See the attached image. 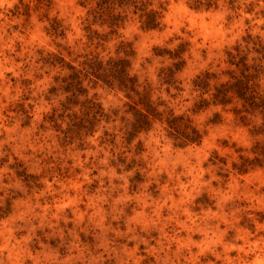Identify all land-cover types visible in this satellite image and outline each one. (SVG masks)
<instances>
[{
	"label": "rangeland",
	"instance_id": "374dc122",
	"mask_svg": "<svg viewBox=\"0 0 264 264\" xmlns=\"http://www.w3.org/2000/svg\"><path fill=\"white\" fill-rule=\"evenodd\" d=\"M152 1L159 29L128 12L112 32L94 16L101 0H0V264H264V167L232 169L238 148H264L262 119L193 111L191 84L204 70L226 80L227 51L247 34L264 42V0ZM121 42L153 99L203 130L199 145L175 146L158 122L125 143L127 99L101 82L84 84L109 119L90 130L79 105L63 109L58 57L81 68L124 55ZM179 46L182 91L167 92L158 73L172 60L154 49Z\"/></svg>",
	"mask_w": 264,
	"mask_h": 264
},
{
	"label": "trees",
	"instance_id": "16d2710c",
	"mask_svg": "<svg viewBox=\"0 0 264 264\" xmlns=\"http://www.w3.org/2000/svg\"><path fill=\"white\" fill-rule=\"evenodd\" d=\"M216 1L196 0L194 7L209 8L215 6ZM235 1L229 0V3L233 6ZM117 8L123 9L117 11ZM128 12L137 15L144 29L154 30L161 26L162 12L154 7L152 0H101L94 16L101 18L103 24H107L112 32H115V28L125 19ZM243 42V45H236L234 52L227 51V62L230 67L222 71V74L227 76L226 80H220L219 73L210 70H204L194 76L192 88L199 92L200 99L194 103L193 111L204 109L209 105L230 107L229 109L242 120L246 119L247 115H259L263 126L264 85L261 75L264 74V42L253 38L250 34L243 37ZM119 49L124 55L109 56L106 60L93 56L85 60L81 68L58 57L62 69L67 70L66 75L55 79L60 82L59 88L67 94L66 101L62 103L63 109L79 105L84 110L83 122L90 125V130L100 120L109 119L110 115L105 113L94 97L88 95V88L84 84L86 79L95 83L101 82L127 99L124 104L127 108L124 112L129 113L131 119L123 131L125 143L130 144L140 133L150 131L158 122L162 125L165 136L172 140L175 146L199 145L204 135L203 130L196 126L190 116L185 113H175L160 97L155 101L152 97L151 85L148 82H141L137 74L132 72L133 51L129 44L121 42ZM154 50L155 55H167V58L172 60L170 66L161 68L158 73L160 81L168 87L166 91L169 92V88L182 91L181 82L176 75L186 64L183 57L184 48L179 46L175 51H171L156 47ZM206 95L208 97H204ZM160 106L163 108L160 109ZM117 114L118 109H114L112 115L117 116ZM218 116V113H215V117ZM141 146V141L137 140L135 154L142 151ZM261 147L258 142L254 145L253 152L256 156L253 159L241 154L242 149L238 148L236 150L239 153L238 160L232 163V169L237 173H246L254 164L264 167V148ZM222 163L225 164L224 161Z\"/></svg>",
	"mask_w": 264,
	"mask_h": 264
}]
</instances>
